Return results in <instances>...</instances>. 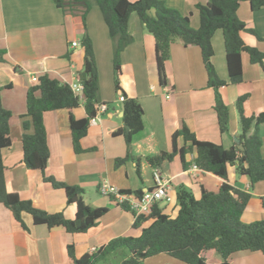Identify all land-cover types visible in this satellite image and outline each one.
I'll return each mask as SVG.
<instances>
[{
  "label": "crops",
  "instance_id": "crops-1",
  "mask_svg": "<svg viewBox=\"0 0 264 264\" xmlns=\"http://www.w3.org/2000/svg\"><path fill=\"white\" fill-rule=\"evenodd\" d=\"M161 1L189 17L194 29L200 26L196 6L208 2ZM238 17L248 29L256 33H241L245 44L264 53V9L253 12L250 4L243 2ZM82 27L83 21L79 14L57 8L53 0H0V95L3 107L18 117L26 115L27 92L37 83L33 78L47 75L69 85L80 84V76L86 70L82 46L85 35L90 37L93 44L101 102L97 106L95 119L90 122L88 134L81 142L84 149L81 154H76L73 148L69 111L45 114L44 125L50 157L44 173L31 170L24 163L22 140L25 133H32V129L26 132L23 124L30 125L31 120L28 117L18 120L11 129L12 146L3 154L7 191L18 194L22 200H29L35 207L50 214L63 213L67 219L73 220L76 207L67 204L65 190L56 189L47 182L53 179L57 183L81 188L84 201L89 206L109 209L98 225L87 233L69 234L63 228L35 226L32 218L25 214L23 219L30 228L26 231L14 221L11 212L0 202V264H73L67 253L68 246H74L75 255L80 258L113 239L138 237L141 229L134 228L136 216L124 210L112 197L102 196L99 188L103 183L121 191L145 192L155 187L154 175L158 172L171 180L172 196L176 193L175 202L166 203L171 206L166 210L169 214L165 213V203H160V206L165 214L176 217L177 189L180 185L190 188L199 198L202 187L216 192L223 180L200 169L192 171L195 152L186 154L187 168L183 166L180 155L163 163L159 170L151 167L147 158L164 152L171 153L173 135L184 124L200 141L218 144L225 149L239 144L241 124L236 102L240 96H248L244 103L246 117L264 112V68L252 65L247 54L242 57V84H229L220 90L230 110L229 131L221 134L214 110L215 92L207 88L208 76L199 47L186 48L180 41L172 45L171 58L165 65L170 86L162 87L155 39L144 28L138 15L132 14L129 33L133 42L121 54L122 90L117 92L113 72L114 45L97 6H93L87 15L84 32ZM73 43L78 46L74 47ZM213 47L215 56L212 63L216 74L221 81L229 83L221 32L215 34ZM120 96L140 103L144 126L132 139L131 157L125 163L116 165V160L124 159L128 154L125 137L114 136L118 130L126 129L123 120L124 102L120 101ZM100 106H106V110L98 113ZM72 116L75 120L87 117L83 103L72 112ZM259 132L263 141V157L264 124L260 126ZM252 134L253 131L249 136ZM177 145L179 149L184 145L181 138L177 140ZM228 183L249 193V203L254 201V197H264V182L252 185L247 176L237 173L236 167L228 168ZM260 207L262 209L261 200ZM245 254L241 252L233 255L229 263H247L250 259ZM123 260L121 257L117 264H122ZM220 261L218 256L213 258L215 263ZM165 264L176 263L169 261Z\"/></svg>",
  "mask_w": 264,
  "mask_h": 264
},
{
  "label": "trees",
  "instance_id": "trees-1",
  "mask_svg": "<svg viewBox=\"0 0 264 264\" xmlns=\"http://www.w3.org/2000/svg\"><path fill=\"white\" fill-rule=\"evenodd\" d=\"M57 8L79 14L85 26L86 18L93 5H96L104 18L113 41L114 84L120 92L122 77L121 54L133 42L129 33V20L137 14L144 28L155 39L157 67L162 87L170 86L167 80L165 65L171 58V47L181 42L184 47H199L203 64L208 76L207 88L215 92L214 110L217 114L219 131H229L230 110L224 102L220 90L227 85H241L243 82L242 57L247 54L252 65L264 68V53L245 44L241 33L249 32L246 24L238 17L241 3H249L253 12L264 9V0H208L198 4L196 10L200 26L194 29L189 17L181 15L176 9L168 7L161 0H53ZM217 32L223 36L226 52L229 83L221 81L213 66L215 56L213 39ZM85 52L86 70L80 76L83 90L75 93L69 84L41 76L38 82L27 92L26 115L18 117L6 110L0 95V202L11 212L14 221L24 230L29 231L23 219L24 215L32 218L33 225L46 226L48 229L63 228L69 234H83L98 225L109 212L108 208H93L83 198V190L47 180L56 189L66 192L67 204L76 207V215L69 220L63 213L50 214L33 205L29 200H22L18 194L9 193L5 185L3 154L12 146L11 129L18 120L30 118L31 124H23L27 132L22 140L23 160L31 170L44 173L50 157L47 131L44 125L46 113L68 110L71 114V136L76 154L84 152L81 142L87 136L90 122L95 119L97 106L101 105L99 96V74L95 62L93 44L88 35L82 40ZM1 92V89H0ZM247 95L240 96L236 108L240 115L241 134L239 144L229 149L211 142L200 141L184 124L173 135V151L147 158L153 168H160L166 161H172L180 155L185 168L188 167L185 156L196 153L194 164L200 171L214 175L223 180L216 192L202 187L198 198L185 185L177 189L178 214L176 217L164 213L160 203L153 206L150 215L136 216L134 228L141 229L138 237H120L96 249L91 254L80 258L75 255L74 246L67 247V253L73 264H108L109 258L119 252L123 255L122 264H144L148 259L168 256L182 264H230L229 259L241 252L264 254V220L244 224L242 217L247 209L251 195L236 189L228 183V168L236 167L241 176H247L252 185L264 182V158L261 155L263 141L260 137V126L264 124V112L258 116L246 117L244 103ZM84 104L87 117L75 120L72 112ZM143 109L135 99L124 101V123L126 129H120L114 136H124L128 148L127 157L116 160L121 165L131 157V146L134 135L143 130ZM253 131V134H249ZM184 145L179 149L177 140ZM242 148V149H241ZM124 194L141 197L142 191H121ZM112 198L116 201L115 197ZM264 210V198L261 199ZM130 211L127 205H120ZM131 212V211H130ZM149 223V225H147ZM219 263L213 262L215 257Z\"/></svg>",
  "mask_w": 264,
  "mask_h": 264
},
{
  "label": "built area",
  "instance_id": "built-area-1",
  "mask_svg": "<svg viewBox=\"0 0 264 264\" xmlns=\"http://www.w3.org/2000/svg\"><path fill=\"white\" fill-rule=\"evenodd\" d=\"M74 47H77V43H73ZM33 81L38 82L37 78H33ZM71 89L75 93H80L83 90V86L80 84H71ZM126 99L123 96H120V101L124 102ZM106 106H100L99 112H104ZM192 171H198L199 168L197 165H193L191 168ZM155 187L151 190L143 192L141 197L135 196L133 194L128 195L124 194L117 187L103 183L100 185V193L105 197H115L116 203L119 205H127L132 213L137 217L141 215H150L152 208L157 203L162 202H171L172 201V192L173 186L170 179L164 178L158 172L154 175ZM94 252V251H93Z\"/></svg>",
  "mask_w": 264,
  "mask_h": 264
},
{
  "label": "rangeland",
  "instance_id": "rangeland-1",
  "mask_svg": "<svg viewBox=\"0 0 264 264\" xmlns=\"http://www.w3.org/2000/svg\"><path fill=\"white\" fill-rule=\"evenodd\" d=\"M93 6H96V5H93ZM83 26H84V24H83ZM82 30H83V32L85 31V26L82 27ZM263 153H264V151H263ZM263 157H264V154H263ZM147 178L150 179L151 178L150 175H148ZM262 185H263L262 187H263V194H264V183ZM260 192L261 191H259V194H260ZM175 199H176V193H175V196L172 198V201L169 202V203L175 202ZM260 200H261V198L254 197V201L249 203V205H248V207H247V209H246V211H245V213H244V215H243V217L241 219L244 224H250V223H253V222L264 220V217H262L264 215V212H263V210L260 207ZM162 203H165L164 206H166L165 213L169 214L168 211H166V210H167L168 207H171V206L166 204L167 202H162ZM126 253H128V252L119 251V252L113 254L109 258L108 264H111V263L112 264H117V262L119 263L120 262L119 260L121 259V257H123V255L126 254ZM246 253L247 254H245L246 255L245 257H248L250 260L247 263H244V264H264L263 263V261H264L263 260L264 259L263 253H258V254H254V253H251V252H246ZM169 261L170 262H175L176 264H182L181 262H179L177 260H174V259H172V258H170L168 256H165V255H162V257L158 256V257H155V258L148 259V260H146L144 262V264H160V263L165 264V263H167Z\"/></svg>",
  "mask_w": 264,
  "mask_h": 264
},
{
  "label": "water",
  "instance_id": "water-1",
  "mask_svg": "<svg viewBox=\"0 0 264 264\" xmlns=\"http://www.w3.org/2000/svg\"><path fill=\"white\" fill-rule=\"evenodd\" d=\"M242 149V148H241Z\"/></svg>",
  "mask_w": 264,
  "mask_h": 264
}]
</instances>
